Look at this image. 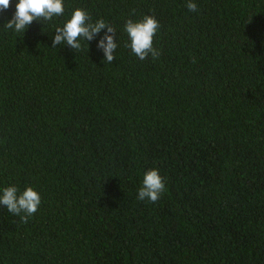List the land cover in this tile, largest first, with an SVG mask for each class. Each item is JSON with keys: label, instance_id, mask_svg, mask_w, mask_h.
Returning <instances> with one entry per match:
<instances>
[{"label": "trees", "instance_id": "16d2710c", "mask_svg": "<svg viewBox=\"0 0 264 264\" xmlns=\"http://www.w3.org/2000/svg\"><path fill=\"white\" fill-rule=\"evenodd\" d=\"M64 0L25 33L0 12V264H264V0ZM76 9L116 30V59L52 48ZM153 16L158 59L126 22ZM158 169L166 191L138 199Z\"/></svg>", "mask_w": 264, "mask_h": 264}, {"label": "clouds", "instance_id": "9594fccd", "mask_svg": "<svg viewBox=\"0 0 264 264\" xmlns=\"http://www.w3.org/2000/svg\"><path fill=\"white\" fill-rule=\"evenodd\" d=\"M11 0H0V12L7 10ZM186 7L190 12H197L198 5L193 0H188ZM64 0H19L13 18L4 28L14 30L17 33H25V29L34 21H51L55 16L64 14ZM160 28L159 22L150 15H145L142 21L133 22L129 19L125 24V31L130 37L131 43L127 45L134 55L140 60H145L151 55L155 60L160 53L154 47V37ZM107 33L99 42L98 48L102 49L106 57L104 63H112L118 44L115 42L116 30L103 19L92 22L91 16L83 9H76L63 27H57L52 41V48L67 45L76 52L82 49L81 41H92L102 30ZM166 191L164 178L158 169L145 173L142 186L138 191V199L149 200L156 203ZM42 200L39 193L28 187L22 193L15 186L5 187L0 190V205L6 206L13 215L19 216L21 222L27 223L39 209Z\"/></svg>", "mask_w": 264, "mask_h": 264}]
</instances>
